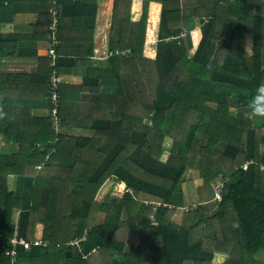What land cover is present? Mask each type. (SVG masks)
Wrapping results in <instances>:
<instances>
[{
  "label": "trees",
  "instance_id": "obj_1",
  "mask_svg": "<svg viewBox=\"0 0 264 264\" xmlns=\"http://www.w3.org/2000/svg\"><path fill=\"white\" fill-rule=\"evenodd\" d=\"M50 1L58 15L59 128L48 112L31 113L35 100L46 98L49 107L48 56L35 73L0 72V133L13 144L8 153L0 146V264H9L13 208H20L19 236L30 241L42 224V243L19 246L17 264H211L215 252L232 254L236 245L248 255L264 249V118L249 114L264 82V0L184 7L113 0L108 54L97 66L89 58L96 0ZM33 2L0 0V22ZM50 19L39 12L26 36L44 35ZM245 34L252 36L248 56ZM20 36L0 32V56L13 55ZM78 63L86 72L73 84L66 77ZM80 92L92 98L79 99ZM68 122L93 133H65ZM165 135L172 142L164 155ZM186 167L202 178L201 202L214 196L210 180H228L213 209H187L175 223ZM8 174L23 181L22 190L7 189ZM111 175L114 183L97 200ZM129 231L136 245L126 244ZM83 234L80 247L64 244Z\"/></svg>",
  "mask_w": 264,
  "mask_h": 264
},
{
  "label": "crops",
  "instance_id": "obj_2",
  "mask_svg": "<svg viewBox=\"0 0 264 264\" xmlns=\"http://www.w3.org/2000/svg\"><path fill=\"white\" fill-rule=\"evenodd\" d=\"M113 0H96L95 15L93 20L92 30V54L89 58L92 60V64L97 66L108 54L107 42H108V29L111 21L112 4ZM53 4V3H52ZM50 0H34L33 3H21L15 7L11 20L0 22V32L2 34L18 33L22 36L17 40L15 47V53L11 56H0V72H20V73H35L38 65V59L40 57H46L47 41L45 34L38 36L36 32V38H30L26 36L32 32L34 22L37 19L38 13L42 11L49 12L51 9H55ZM179 4V5H178ZM194 4V0H178L174 6L184 7ZM56 10V9H55ZM57 13V11H56ZM58 16V15H57ZM51 20V19H50ZM89 33V32H88ZM38 36V37H37ZM252 36L245 34L243 52L245 55L251 54ZM85 66L82 63H78L70 70V74L66 79L68 82L76 84L78 78L84 77ZM92 94L89 92H80L79 99H91ZM35 100L31 107L32 115L44 116L48 112V101L45 98L42 102ZM230 107H233L230 104ZM229 110V109H228ZM229 112H231L229 110ZM234 115L235 112H231ZM63 131L65 133L73 135L90 136L93 133V129L90 126H80L73 122L64 123ZM172 139L165 135L162 142L165 155L171 146ZM0 146L3 152H11L13 144L4 141L3 133H0ZM114 175L109 176L98 188L95 198L101 200L106 194L108 189L115 181ZM216 179V178H215ZM213 180H210L211 189H213ZM7 189L22 190L23 181L15 174L7 175ZM202 183V178L198 174L196 167H186L183 170L180 178V188L182 194L181 205L177 206L172 220L175 223L181 221L183 212L187 209H198L201 211H210L216 205L218 197H212L211 199L201 202L198 196V188ZM20 208H13L11 222L12 224H18ZM15 226V225H14ZM42 236V224L37 222L34 225V230L31 239L41 240ZM139 242V237L136 233L129 231L126 235V244L136 245ZM125 263H128V259L124 258ZM211 264H264V249L258 250L252 257H249L243 253L236 245L232 254H224L221 252H215L211 261Z\"/></svg>",
  "mask_w": 264,
  "mask_h": 264
},
{
  "label": "built area",
  "instance_id": "obj_3",
  "mask_svg": "<svg viewBox=\"0 0 264 264\" xmlns=\"http://www.w3.org/2000/svg\"><path fill=\"white\" fill-rule=\"evenodd\" d=\"M54 3V1H53ZM51 20L47 24V30L45 33V38L47 41V50L46 55L50 59V65H51V71L48 76V100H49V107H48V116L50 118L51 124L53 125L54 129L57 130L59 128V116L57 113V106L59 104V79L58 74L55 68L56 64V58L58 56L57 52L55 51V46L58 42L57 38V26H58V16L55 9H51ZM263 150V149H262ZM253 162L252 159L246 160L242 164V168L245 169L246 166ZM259 169L264 170V164L259 163ZM228 180L227 176H220L215 179L213 182V189L215 197H218L220 195L221 189L224 186V183ZM128 191H131L130 188H127ZM158 205V202H153V206L156 207ZM150 223L155 224V219L153 215H149ZM86 238V234H83V236L79 238L74 239H68L64 242L66 246H69L70 248H78L80 247V241L84 240ZM42 243L41 240H27L24 237H21L18 235V229L17 224H15L12 234L8 239V247L4 250V254L9 257V264H17L16 263V256L18 253L19 246H22L24 248H28L31 244H40ZM94 249H92L93 251Z\"/></svg>",
  "mask_w": 264,
  "mask_h": 264
},
{
  "label": "clouds",
  "instance_id": "obj_4",
  "mask_svg": "<svg viewBox=\"0 0 264 264\" xmlns=\"http://www.w3.org/2000/svg\"><path fill=\"white\" fill-rule=\"evenodd\" d=\"M249 109L251 116L264 118V82L256 87L255 95L249 103Z\"/></svg>",
  "mask_w": 264,
  "mask_h": 264
},
{
  "label": "rangeland",
  "instance_id": "obj_5",
  "mask_svg": "<svg viewBox=\"0 0 264 264\" xmlns=\"http://www.w3.org/2000/svg\"><path fill=\"white\" fill-rule=\"evenodd\" d=\"M178 5H179V4H178ZM196 22H197V21L195 20V23H196ZM212 88H213L214 90H216V89L221 90V86H214V87H212ZM228 109H229L231 112H235V113H236V108H235V107H229ZM231 112H230V113H231ZM262 149L264 150V147H260V151H261ZM217 177H218V176H217ZM216 179H217V178H216ZM214 181H215V179H214ZM214 181H213V182H214ZM215 196H216V195L214 194V197H215ZM16 224H17V223H16ZM14 225H15V224H14ZM14 225H13V226H14ZM254 254H255V253H254ZM254 254H252V255H248V254H246V255H248L249 257H252Z\"/></svg>",
  "mask_w": 264,
  "mask_h": 264
},
{
  "label": "water",
  "instance_id": "obj_6",
  "mask_svg": "<svg viewBox=\"0 0 264 264\" xmlns=\"http://www.w3.org/2000/svg\"><path fill=\"white\" fill-rule=\"evenodd\" d=\"M70 253H71V251H70L69 249H67V250L65 251V254H66V255H70Z\"/></svg>",
  "mask_w": 264,
  "mask_h": 264
}]
</instances>
